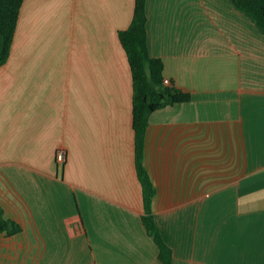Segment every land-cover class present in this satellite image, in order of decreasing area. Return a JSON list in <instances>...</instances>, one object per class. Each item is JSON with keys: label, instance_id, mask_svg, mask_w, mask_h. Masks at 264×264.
Wrapping results in <instances>:
<instances>
[{"label": "crops", "instance_id": "crops-1", "mask_svg": "<svg viewBox=\"0 0 264 264\" xmlns=\"http://www.w3.org/2000/svg\"><path fill=\"white\" fill-rule=\"evenodd\" d=\"M135 0H25L0 68V264H164L142 223ZM151 57L188 102L150 115L144 163L171 264H264V35L229 0H148ZM66 161L57 162V152Z\"/></svg>", "mask_w": 264, "mask_h": 264}, {"label": "trees", "instance_id": "trees-1", "mask_svg": "<svg viewBox=\"0 0 264 264\" xmlns=\"http://www.w3.org/2000/svg\"><path fill=\"white\" fill-rule=\"evenodd\" d=\"M25 0H0V68L9 60L16 34L20 11ZM238 11L244 13L264 35V0H229ZM148 0H135L133 20L130 27L119 31L118 37L125 49L131 69L133 86L132 128L135 137L136 172L142 186L144 213L141 217L148 236L159 249V260L171 264L172 250L162 238L161 230L153 215V199L156 188L151 181L144 163V143L150 115L167 106L188 102L190 94L165 81L164 63L151 57L148 45ZM20 224L7 220L0 207V235L7 237L20 233Z\"/></svg>", "mask_w": 264, "mask_h": 264}, {"label": "built area", "instance_id": "built-area-1", "mask_svg": "<svg viewBox=\"0 0 264 264\" xmlns=\"http://www.w3.org/2000/svg\"><path fill=\"white\" fill-rule=\"evenodd\" d=\"M66 161V151L64 149H60L57 152V162L62 165Z\"/></svg>", "mask_w": 264, "mask_h": 264}]
</instances>
